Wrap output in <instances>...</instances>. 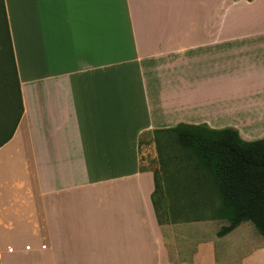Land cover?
<instances>
[{
  "label": "crops",
  "instance_id": "obj_1",
  "mask_svg": "<svg viewBox=\"0 0 264 264\" xmlns=\"http://www.w3.org/2000/svg\"><path fill=\"white\" fill-rule=\"evenodd\" d=\"M3 1L22 114L0 145V264H264L250 222L159 224L140 163L179 124L264 137V0Z\"/></svg>",
  "mask_w": 264,
  "mask_h": 264
},
{
  "label": "trees",
  "instance_id": "obj_2",
  "mask_svg": "<svg viewBox=\"0 0 264 264\" xmlns=\"http://www.w3.org/2000/svg\"><path fill=\"white\" fill-rule=\"evenodd\" d=\"M0 4L9 41L8 47L0 48V89L6 95V99L0 98V103L8 109L7 123L11 124L9 133L0 142L2 145L15 129L22 103L3 0ZM164 134L187 155L184 162L177 164L181 177L171 175L166 180L164 215L159 209L161 187L155 179L152 202L158 223L225 222L216 232L217 237H222L240 223L250 222L264 237V137L247 142L232 129L215 131L185 124L166 129L162 134L156 132L155 137Z\"/></svg>",
  "mask_w": 264,
  "mask_h": 264
},
{
  "label": "rangeland",
  "instance_id": "obj_3",
  "mask_svg": "<svg viewBox=\"0 0 264 264\" xmlns=\"http://www.w3.org/2000/svg\"><path fill=\"white\" fill-rule=\"evenodd\" d=\"M6 46H9V41L5 30V19L0 4V48ZM1 63L0 55V65ZM0 82H2L1 72ZM2 96L0 89L1 100L4 98L6 99V95L3 96V98ZM2 104L0 103V142L7 136L11 129V124L7 123L9 117L8 109ZM165 135L166 134L156 137L154 135L143 136L140 139V163L142 168L155 171L158 183L161 181L162 172H164V186L168 183L166 180L171 175L181 177L182 173H178L179 168L177 164H179L180 161L184 162V156L187 155L185 150L174 144L170 136ZM223 224H225V222H223Z\"/></svg>",
  "mask_w": 264,
  "mask_h": 264
}]
</instances>
